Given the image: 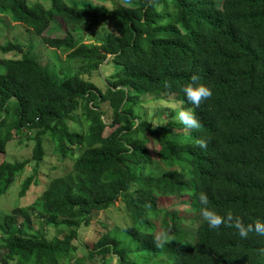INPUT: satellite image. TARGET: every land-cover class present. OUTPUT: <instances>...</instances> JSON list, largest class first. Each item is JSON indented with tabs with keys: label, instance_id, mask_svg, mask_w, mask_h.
Returning <instances> with one entry per match:
<instances>
[{
	"label": "trees",
	"instance_id": "1",
	"mask_svg": "<svg viewBox=\"0 0 264 264\" xmlns=\"http://www.w3.org/2000/svg\"><path fill=\"white\" fill-rule=\"evenodd\" d=\"M67 1L0 0V15L68 62L82 60V71L105 61L116 67L101 91L81 70L56 81L29 44L0 45V154L14 137L35 132L31 159L0 163V196L31 164L35 173L18 196L38 186L45 138L53 156L72 161L30 205L4 215L0 264H86L95 256L103 264L106 257L264 264V0H135L113 8ZM54 18L71 31L45 36ZM101 26L106 37L86 44L81 34ZM158 93L174 96L189 118L159 126L138 119L139 96ZM160 197L186 199L193 236L177 211L158 207ZM117 200L128 222L77 256L81 224ZM37 223L67 231L48 239ZM156 223L168 237L157 239Z\"/></svg>",
	"mask_w": 264,
	"mask_h": 264
},
{
	"label": "rangeland",
	"instance_id": "2",
	"mask_svg": "<svg viewBox=\"0 0 264 264\" xmlns=\"http://www.w3.org/2000/svg\"><path fill=\"white\" fill-rule=\"evenodd\" d=\"M67 2L70 5L85 8L98 4L104 5L108 8H113L116 5H132L135 0H68ZM71 29L72 27L67 25L60 18H54L50 22L49 27L45 30L44 35L52 38L63 37L67 32H70ZM107 34L108 28L106 26H101L91 32L83 33L81 35L83 37V41L90 45L106 37ZM76 35L77 37L79 36L78 33H76ZM6 42L17 43L20 45L29 44V47L32 49V55L38 60L40 66L48 69L56 81H60L65 76L82 71L80 69L82 60L76 59L68 62L65 54L46 48L38 37L28 34L23 26L15 24L7 16L0 15V45H4ZM5 57L6 54L0 51V60ZM90 65L91 64H86L85 67L87 68V66L89 67ZM115 70L116 67L112 62L105 61L98 67V69H93L90 73L83 70L81 75L83 78L93 82L101 91H104V85L106 82L105 79L108 78ZM139 98L140 100L142 99L140 101L141 103L134 108L133 112L135 116L139 117L138 119L145 120L153 126H159L165 121L178 123L189 118V111L180 109L178 103H175L174 96L172 95L165 97V95L160 93L142 94ZM105 105L106 104L102 105L103 109H106ZM106 122L108 123L109 120L106 119ZM108 132H110V129H106L104 135ZM34 137L35 132L21 133L17 137H14L7 143L5 154H0V163L2 161L13 163L31 159L33 154L32 150L35 145ZM43 147L44 159L41 161L37 170V179L39 181L38 186H32L24 197L18 196L21 181L27 176L35 173L33 164L28 165L24 174L15 180L5 194L0 196V222H2L4 215L9 213L12 209L30 205L34 199L38 197L50 179L63 175L70 170L72 161L69 159L60 161L58 157L53 156L51 142L49 139H43ZM155 151L156 150L154 149V153ZM155 168L157 169L156 163L153 166H147L145 169L149 171ZM157 204L159 208L169 210L173 209L177 211L182 217L183 227L185 228L183 231H188L189 235L193 236L192 233L197 223L195 220L192 221L193 214L186 211L188 209V204L185 198L174 199L160 197L158 198ZM122 210L124 211V206L120 200H117L115 207L92 215L89 225L86 223L81 224V227L78 230L79 243L76 241L74 242V245L77 247L76 255H85V247L91 248L97 238H99L101 234H104L108 229L116 227L120 228L122 225H125L128 222V219L124 216V212ZM44 227L45 226L42 224L37 223L35 224L34 229L44 231L48 239L59 237L62 233H66L67 231L62 227L58 229L46 227L45 229ZM155 227V235L157 239H161L167 235L169 236L170 233L168 231L164 233L158 226V223L155 224ZM105 259L108 260L106 262L110 261V264L117 263L114 257H106ZM86 264H103V262L99 256H95L91 259L87 258Z\"/></svg>",
	"mask_w": 264,
	"mask_h": 264
}]
</instances>
